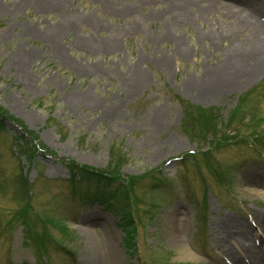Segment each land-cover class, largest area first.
Instances as JSON below:
<instances>
[{"label": "rangeland", "instance_id": "1", "mask_svg": "<svg viewBox=\"0 0 264 264\" xmlns=\"http://www.w3.org/2000/svg\"><path fill=\"white\" fill-rule=\"evenodd\" d=\"M104 1L0 0V264H264V0Z\"/></svg>", "mask_w": 264, "mask_h": 264}, {"label": "bare ground", "instance_id": "2", "mask_svg": "<svg viewBox=\"0 0 264 264\" xmlns=\"http://www.w3.org/2000/svg\"><path fill=\"white\" fill-rule=\"evenodd\" d=\"M143 1V0H142ZM141 0H105L104 4L106 7H108L112 12H116V13H124V14H134L136 13V7L135 5H139L140 7L143 6V2ZM146 1V0H145ZM144 1V2H145ZM160 5H161V9H165V10H171V9H179V8H190L192 6H199V9H201L202 11H205V9H208L210 6L212 5H219V3L221 4L220 0H158ZM228 3H226L225 7L226 9L232 13L235 18L237 19H242L243 11L241 10L243 5V0H227ZM223 5V4H221ZM224 9V8H223ZM138 17V15H137ZM251 17L249 16V19ZM261 19L263 17H260ZM248 20V19H247ZM248 21H254L253 19H250ZM264 21V20H263ZM141 23V20L138 19V24ZM264 24V23H263ZM116 43L115 41L112 42L111 46H115ZM262 68L257 69V71L255 73H250L249 74V78L253 77V75L257 74ZM228 89H225V91ZM226 227L229 229V232H231L233 235L236 234L237 232H240L241 236H247L246 232L243 231L244 230V225L242 223L235 224L233 225V222L229 221L228 219L224 221ZM85 223L87 225H94V226H98V223L94 222V220L90 219V218H86ZM244 227V228H243ZM111 235V234H110ZM83 236L85 237V242H84V246H83V250L85 253L89 254V256L94 257L95 254V250H96V244L93 241V238L91 237V235L84 229L83 230ZM239 236V237H241ZM242 237V238H243ZM115 236L112 234L110 237V243L108 242H103L102 244L99 245V249L102 250H113V245L115 244L114 241ZM218 238V237H216ZM221 237L218 238V240H220ZM246 239V238H245ZM247 240V239H246ZM96 247V248H95ZM250 252H248L250 255L252 254L254 256V259L256 258V256L259 254L260 250H255L254 246L249 248ZM262 256V253H261ZM258 257L256 258V260L258 261ZM88 264V263H86ZM96 264V263H93ZM258 264H261V262H259Z\"/></svg>", "mask_w": 264, "mask_h": 264}, {"label": "trees", "instance_id": "3", "mask_svg": "<svg viewBox=\"0 0 264 264\" xmlns=\"http://www.w3.org/2000/svg\"><path fill=\"white\" fill-rule=\"evenodd\" d=\"M196 115H198L200 117V119L196 120L194 123H193V127L191 128V130H187V133L189 135H192V136H197V135H204L203 133L201 132H204V130L206 131H209V128L211 127V121H209V119L207 118V116H205V113H202L201 110H196ZM264 122V121H263ZM201 125V126H200ZM200 127V132H198V128ZM242 137L236 139V141H239L241 140ZM245 139V138H243ZM247 140V139H246ZM223 143H226L225 139L222 137V139L220 138L219 141H218V144L221 145ZM111 157H112V161H111V164L109 166V168H111L113 165L116 164L117 161L120 160V157L119 156H116V154H114V150H112V154H111ZM84 172V175L86 176V180L89 181V180H94L95 182H99V183H103V181L101 180V178H103L104 176L103 175H98V174H90L91 177H89L88 175H86V172L85 171H88V170H81ZM101 177V178H98ZM219 180V179H218ZM98 183V184H99ZM96 194V193H95ZM98 195V199H95L97 201H102L101 199H106V194L105 193H99L97 194ZM91 198V197H90ZM81 199L84 200V198H82L81 196ZM124 206H126L124 204ZM24 224H26L24 222Z\"/></svg>", "mask_w": 264, "mask_h": 264}]
</instances>
